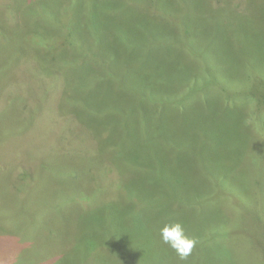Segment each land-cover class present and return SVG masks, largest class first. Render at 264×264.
I'll return each mask as SVG.
<instances>
[{
    "label": "rangeland",
    "instance_id": "rangeland-1",
    "mask_svg": "<svg viewBox=\"0 0 264 264\" xmlns=\"http://www.w3.org/2000/svg\"><path fill=\"white\" fill-rule=\"evenodd\" d=\"M23 1H26L25 5ZM53 1L63 13L57 22L50 16L51 12L57 11L50 4ZM120 1L124 3L118 5L120 9L133 5L143 14L135 18L138 19L137 28L123 11L116 13L100 0H44V3L38 0H16L15 4L12 0H1L0 6L3 10L10 6V12L0 11V28L14 31L12 29L23 26L30 28L23 39L26 43L35 44L39 37L48 39L50 44L55 41L56 45L64 46V37L67 38L70 24L84 27L85 30L80 32L83 40L79 47L71 40L65 45L67 57L64 60L68 61L72 56L85 59L84 67L82 60L71 66L77 74L99 72L103 75L104 67L111 61L106 58L94 59L101 40L125 61L130 44L138 49L143 48L136 39L141 38L148 44L145 39L148 29L159 30L165 38L169 36L170 40H164L161 46H153L152 49L163 52L165 74H178L182 84L176 95L190 100L184 105L186 117H193V105L196 111H200L219 109L225 104L230 113H234L229 126L233 129L226 132L225 142L221 146L216 147L192 135L181 146L182 153L177 157L176 112L180 107H166L163 116L169 126L167 139L176 150L168 160L173 158L172 166L178 161L179 165L185 166L183 179L194 169L203 174L200 168V146L204 147L207 155L219 150L216 154L224 158V189L237 186L244 195L243 202L238 201V207L232 210V206H229L241 222L239 225L236 222L225 225L226 229H237L239 226L241 229L238 232L240 241L229 245V250L234 252L238 261L234 264H264V217L260 215H264V209L257 201H264V0H222L221 9L211 3L209 11L196 0ZM16 5L22 9L17 11L13 8L11 11V7ZM45 7L47 13L43 12ZM69 8L71 13H75L74 9L77 12L76 16L72 14L73 18L66 10ZM221 25L225 27L221 33L223 42L219 41V36L214 38L210 35L213 27ZM35 27L39 30L32 29ZM51 27L53 31L50 33L44 29ZM197 32L201 34L199 39ZM172 38L181 44L191 41L196 55H186V50H177ZM249 43L255 44L249 46ZM226 49L232 51L230 60L222 58ZM29 52L30 49L25 52L30 55L22 62L18 56L21 53L18 45L13 41L0 43V89L13 84V88L2 91L0 109H5L8 96L10 99L14 93L18 96L0 114V136L5 138L0 144V167L5 162L2 169L8 168L9 163L25 165L10 180V191L0 170V251H18L17 264H43L46 259L58 254L60 260L56 264H217L219 247L207 244L208 236L204 235L207 227L201 223V219H196V208L181 205L186 210L187 218L181 219L177 215L178 200L171 196L170 188L175 178L170 177L164 182L159 172L154 175L148 193L125 190L132 187V171L127 168L125 176L117 175L107 161L108 154L89 150L84 126L79 122L77 124L70 112L62 109L66 100L63 99L62 89L72 88L71 82L67 80L65 84L56 85L58 81L53 80L49 83L56 71L54 67H63L65 63L59 59L56 64L55 60L48 63L44 52ZM41 59L45 60V69L38 67L44 62ZM117 72L124 73L125 66L119 67ZM194 75L200 79L196 83ZM204 84L207 88L184 94V89H196ZM221 89L230 90L224 94ZM232 89H242L243 95L231 99L229 93ZM25 94L29 96L26 99L29 100L27 108L31 115L19 112L20 99ZM34 95L38 96V101ZM225 95L228 96V103L210 105L215 100L225 98ZM45 98H51L48 109L54 112L47 113V109L40 108L36 112L38 115L32 117L31 112L35 111V107L39 108L38 104ZM68 109L70 106H66ZM149 109L154 108L150 105ZM237 116L241 117V123L236 119ZM97 125L99 128L105 127V124ZM25 128L31 130L27 140ZM146 129L150 131V127ZM139 132L146 134L142 129ZM23 133L25 138L16 140ZM232 134V139L227 138ZM150 147L156 148L154 141ZM185 154L187 156L184 157ZM183 157L187 162L182 160ZM100 158L105 161H100ZM39 164L43 172L39 167L35 168ZM166 165L171 167L167 160ZM27 166L32 168L31 173L34 174L30 178L22 177L23 172L28 174L25 169ZM205 176L208 175L203 174L201 177ZM217 179L218 173L213 171L206 178L214 185ZM15 183L20 188L13 189ZM161 187L169 189V193L160 194ZM139 204L147 206L139 208ZM221 213L222 221L225 222L228 219L227 212ZM175 222L181 223L186 235L197 241L184 259L174 250L169 252L171 248L162 243L159 236V229L164 224ZM125 226L131 228L124 232L126 235L122 232ZM208 230L212 234L217 233L214 229ZM123 236L126 237L125 241ZM122 243L130 248L116 261L103 250L106 245L114 248ZM213 246L216 247L213 249ZM219 246L222 253L227 254V245ZM0 264H8L5 259L2 260V255ZM219 264L231 263L219 260Z\"/></svg>",
    "mask_w": 264,
    "mask_h": 264
},
{
    "label": "trees",
    "instance_id": "trees-1",
    "mask_svg": "<svg viewBox=\"0 0 264 264\" xmlns=\"http://www.w3.org/2000/svg\"><path fill=\"white\" fill-rule=\"evenodd\" d=\"M1 1V0H0ZM13 4L17 3L16 0H12ZM19 1V0H18ZM39 2H43L44 0ZM95 1V0H94ZM129 1V0H127ZM24 5L26 1H23ZM102 3L108 4V7L114 9V11L120 12L123 11L134 23V26L137 28L138 18L137 16H143L133 5L128 6L124 9H120L118 7L121 3L120 0H105ZM199 4L205 8L206 11H209L210 4L213 3V6L217 9H221L223 6L222 0H196ZM44 3V2H43ZM48 4V3H45ZM55 6L54 10L57 9L56 1L51 2ZM43 5V4H42ZM238 5V4H236ZM10 7V6H9ZM9 7L6 6L5 11H9ZM238 7H240L238 5ZM19 11L21 10V6H12V9ZM17 8V9H16ZM3 7L0 6V11L4 13ZM70 12V8L66 9ZM16 11V12H17ZM64 11V9H63ZM135 11V12H133ZM240 13L239 10H236ZM44 13H47L46 7L43 10ZM75 13L72 14L77 15L76 10ZM69 13V14H70ZM243 13V12H241ZM63 13L57 9V11L51 12L50 16L54 22H57L60 16ZM131 14V15H130ZM68 15V14H67ZM136 15V16H134ZM252 17V16H251ZM253 18V17H252ZM254 19V18H253ZM67 27V25H66ZM67 38L64 37V46L61 44L56 45L55 41L53 44L48 43V39H39L35 41V44L30 42L26 43L23 41L26 33L29 32L30 28H23V26H18L14 31H9L4 28H0V43H8L13 41L15 45H18L19 51L18 56L20 59L22 58V62L24 59H27L30 54L25 53L30 49L31 54H34V50L37 52H44V57L47 59L48 63H52L55 60V64L58 62L65 63L63 67H54L56 71H54V76L50 79L51 81H58L56 85L65 84L67 80L71 82L72 88L62 89L64 96L63 99H66L63 103L62 109L64 111H69L71 116L78 122L84 126L87 132V145L89 150H93L98 152L99 154L107 153V161L112 165V169L116 171L117 175L125 176V170L129 168L133 173L132 178V187L131 189H125L129 191H142L148 193L151 189V185L153 183V177L155 174L160 172L162 181L167 182L170 177L175 178V182L170 183V188L172 190L171 196L178 200V209L177 215L181 219H186V210L184 211L181 208V205L187 204L192 205L196 208V219H201L202 224L207 227L204 232L205 236H208L207 244L208 245H217L219 247L217 258V264L220 261H228L231 264L238 263L236 255L232 250H229V245H233L239 240L238 232L241 230L240 226L237 229H226V223H239L240 219L233 215V211L229 209V206H232V210L235 207H238V201L243 202V193L241 189L237 186L232 187L230 189H224V158L222 156H218L215 154L207 155L204 147L200 146V158L201 165L200 168L203 170V174L210 175V173L216 172L218 173V179L216 180V185L210 184L206 177H201L203 174L198 173L196 169L191 171L188 176L182 179L183 171L185 166L179 165V161L176 165L172 166V159L168 160L170 155H174L175 149L172 147L170 141L167 139V128L168 122L165 121L163 112L166 111V107L175 105L179 106L180 110L177 109V131H176V144H177V157L182 153L181 146L185 145V141L188 138L193 136H198L200 140H205L204 142H211L214 146L219 147L224 142L226 137L225 134L227 131L233 129L229 127L231 125V118L234 112L230 113L227 105L222 104L219 109H206L196 111L193 105V117H186V108L184 107L190 100L178 98L176 92L180 89V85L182 84L177 75L178 74H165L163 70V61L162 53L159 50H153V46H161L164 40H170L169 36H165L157 29L150 28L147 30V41L146 45L145 41L141 38L136 39L135 41H139L142 44L141 49H138L135 45H129L127 48V55H125V61H122L112 49L103 44V40L99 37V48L97 51V55L94 57L95 60H99L101 58H106L111 61L108 66H105V71L101 73L96 72L94 74L84 73L77 74L75 69L71 66L78 60L83 61L82 67H84L85 59L72 56V58L68 61L64 60L67 56H65L66 43L68 40H71L73 44L77 47L80 46V41L83 40L80 37V32L84 31L85 28L81 27L77 24L73 26L70 24L68 27ZM88 28V27H87ZM86 28V31H87ZM34 30H39L37 27L32 28ZM48 29V32H52L53 28H44ZM225 30L223 25L213 27L210 34L213 35L214 38L220 37L219 41L223 42L221 33ZM129 33V32H128ZM131 36V34H129ZM198 39L201 37L200 32L196 33ZM119 38V37H118ZM132 38V36H131ZM120 41H122L119 38ZM190 39H187V41ZM107 41V39H106ZM175 44H177V50L182 52L186 50V55H196V52L193 49V44L188 41L186 44H181L176 42V38H172L171 40ZM214 42V40H213ZM36 46L35 47H27V45ZM255 43H249V46H254ZM47 49V51H44ZM232 56V51H225L222 58L230 60ZM181 57V56H179ZM43 60V59H41ZM41 62L39 69H45V60ZM100 64V62H97ZM121 66H125L124 73H118L117 69ZM69 68V69H68ZM112 69V72L109 70ZM69 72H64V71ZM61 72V73H59ZM193 80L196 83L199 79L197 75L193 76ZM201 83V82H200ZM199 83V84H200ZM13 84H7L6 89L13 88ZM204 86L199 88L192 89H184V94H191L192 92H199V89L207 88ZM6 89H0V95L2 91ZM230 89H221L222 93H226ZM229 93V97L235 100L240 98L243 93L242 89H232ZM12 91L10 90L9 93ZM9 97V101L6 103L5 109L7 105L12 104L11 101L18 98L17 94ZM36 100L38 101V96L34 95ZM227 97L215 100L214 103H210V105L217 104L219 102L228 103ZM251 97L255 98L254 95ZM29 98L27 94L22 95L20 102H22L21 108L19 112L21 114H29L30 112L27 108L29 104ZM51 98H45L44 101H40L38 107H35V111L31 112L32 117L38 115L36 113L40 108L47 109L48 112H54L53 110H49V100ZM56 101V99H55ZM10 102V103H9ZM153 106V110L149 109V106ZM206 105V104H205ZM66 106H70V109L66 110ZM54 110L55 106H52ZM5 109H0V114L5 111ZM56 113V111H55ZM31 115V114H29ZM182 116V118L180 117ZM185 115V116H184ZM70 116V117H71ZM184 116V117H183ZM240 123L242 122L241 117L237 116L236 118ZM97 124H105V127L99 128ZM146 127H150V131L146 129ZM109 128L110 130H107ZM142 129L146 134H142L139 130ZM25 135L17 136L16 140H27L30 135L31 130L27 128L24 129ZM169 134V133H168ZM232 135H229L227 138L232 139ZM5 138L0 136V144L3 143ZM155 143L156 148L150 147V145ZM187 154L184 155V157ZM205 156V157H203ZM109 157V159H108ZM182 158L183 161L187 162L185 158ZM100 161H105L100 158ZM166 160L168 165H166ZM7 163V162H5ZM5 163L0 167V170L3 171V176L6 179V183H8L9 191L12 190L9 186V182L11 179H14L16 175V171L18 170V174L20 170H23L24 166H21L19 163L16 164H8V168L2 169ZM158 164V165H157ZM185 164V163H184ZM105 165H100L103 167ZM157 165V166H156ZM40 169L43 172L41 165L35 166V168ZM26 172H23L22 177H32L34 174L31 173L32 168L28 166L25 167ZM233 170V169H232ZM198 176V178H196ZM24 181V179H22ZM242 184L240 182H237ZM26 185V184H20ZM20 188L18 183L13 185V189ZM159 193L162 195H167L169 193V189L166 187H161L159 189ZM231 199V203H229ZM164 200V197H163ZM174 200V199H171ZM261 207L264 209V201L260 199L257 200ZM86 205V203H84ZM147 204V203H146ZM147 205L142 207L140 204L138 207L145 208ZM137 211V210H136ZM221 212H227L226 221H222L223 217H221ZM264 217L263 214H260ZM208 229H214L217 233H211ZM127 230H131L130 227L125 226L123 229V233ZM124 235H126L124 233ZM225 235V236H224ZM124 241H125V236ZM220 238V240H218ZM226 237V238H225ZM240 241V240H239ZM219 245H227V254L224 255L222 253V249ZM216 246H213V249ZM130 248L127 244H120L114 248H108V245L103 247L105 252L111 254V258H114L115 261L124 255V252ZM172 249H168L170 252ZM114 252V253H113ZM0 255H2V260L9 264H17L19 256L18 251L15 250H3L0 251ZM5 255V256H4ZM4 256V257H3ZM104 257V254H102ZM215 258V259H216ZM60 260V254L57 256L46 259L43 264H56ZM173 260V259H172ZM135 264H145L143 262H135Z\"/></svg>",
    "mask_w": 264,
    "mask_h": 264
},
{
    "label": "clouds",
    "instance_id": "clouds-1",
    "mask_svg": "<svg viewBox=\"0 0 264 264\" xmlns=\"http://www.w3.org/2000/svg\"><path fill=\"white\" fill-rule=\"evenodd\" d=\"M159 236L162 243L174 250L181 259L186 258L197 241L185 233L183 225L179 222L166 223L159 229Z\"/></svg>",
    "mask_w": 264,
    "mask_h": 264
}]
</instances>
